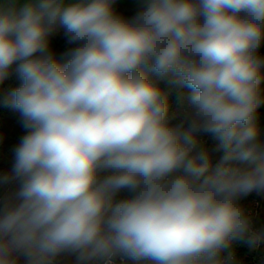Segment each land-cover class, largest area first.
Here are the masks:
<instances>
[{"label": "clouds", "instance_id": "clouds-1", "mask_svg": "<svg viewBox=\"0 0 264 264\" xmlns=\"http://www.w3.org/2000/svg\"><path fill=\"white\" fill-rule=\"evenodd\" d=\"M114 2L0 4V84L21 81L4 103L27 129L0 176L18 185L0 264H234V239L264 241L239 203L264 192V0H144L131 20ZM58 29L77 45L62 61ZM159 81L189 88L187 108L170 115ZM200 132L225 150L211 171Z\"/></svg>", "mask_w": 264, "mask_h": 264}, {"label": "crops", "instance_id": "crops-1", "mask_svg": "<svg viewBox=\"0 0 264 264\" xmlns=\"http://www.w3.org/2000/svg\"><path fill=\"white\" fill-rule=\"evenodd\" d=\"M24 2L25 0H17L19 4ZM67 2L71 3L74 0H67ZM3 3H5V0H0V4ZM143 3L144 0H115L112 7L116 15L125 19V11L138 13L142 9ZM61 33H64L63 29H58L54 34ZM6 81L0 84V88L6 84ZM26 134L27 129L23 127L20 114L8 106L0 115V176L11 173L14 164V150ZM17 187L16 182L0 183V202L7 195L14 192ZM55 264H76V258L72 255L64 254L56 259Z\"/></svg>", "mask_w": 264, "mask_h": 264}, {"label": "trees", "instance_id": "trees-1", "mask_svg": "<svg viewBox=\"0 0 264 264\" xmlns=\"http://www.w3.org/2000/svg\"><path fill=\"white\" fill-rule=\"evenodd\" d=\"M137 13L133 11H125V19L131 20L135 17ZM50 40V51L54 48L58 51V60H63L65 58L64 54L69 51L68 44L64 41V35L63 34H54L49 37ZM262 75H264V68L261 70ZM148 76L150 79H157L154 73L149 72ZM21 84L20 79L17 77L15 73L10 75V77L7 79L6 84L0 88V115L7 109L8 105L4 103L5 98L7 95L15 88H17ZM159 86L164 89L167 92V100L168 104L170 106V111L173 110L175 107L183 103L184 101L188 100V97L191 95V90L187 87H180L177 85H170L169 83L165 81H159ZM261 119V112L260 107L257 108L256 114H255V120L254 123L259 122ZM213 135V134H212ZM260 140L264 142V131L260 134ZM209 147V144H208ZM209 148H207L208 153ZM220 157L215 160V165L211 164V170H213L216 165L220 162L222 156L225 154V150L220 147L219 149ZM247 166V165H245ZM210 170V171H211ZM126 194H130L127 191H125ZM249 197H255L256 194L254 192H251L247 194ZM249 250V244L248 242L241 236L236 239H234L229 248L225 252H232L233 255H241ZM223 252V253H225ZM254 264H264V257L258 259Z\"/></svg>", "mask_w": 264, "mask_h": 264}, {"label": "built area", "instance_id": "built-area-1", "mask_svg": "<svg viewBox=\"0 0 264 264\" xmlns=\"http://www.w3.org/2000/svg\"><path fill=\"white\" fill-rule=\"evenodd\" d=\"M258 55L261 58H264V42H262L261 46L258 49ZM261 96L264 98V80L261 81L260 84ZM188 100L182 103L183 109L187 108ZM260 112L261 119L259 122L255 123L259 129L260 134L264 131V103H261ZM212 133H202L198 136H194V139L197 142V150H204L207 152L209 137ZM211 165V164H210ZM211 170V167H210ZM121 194H126V192H121ZM130 195V194H129ZM126 196V195H125ZM128 196V195H127ZM246 212L250 215L253 222V230L254 231H264V222L260 218L259 214V201L257 197H253L251 202L245 208ZM249 251L245 254L246 257L244 259L238 258L234 255V264H254L258 259L264 257V241H260L256 244L249 243ZM222 256H226L227 252L221 253ZM119 264V261H117ZM130 264V262H128Z\"/></svg>", "mask_w": 264, "mask_h": 264}, {"label": "rangeland", "instance_id": "rangeland-1", "mask_svg": "<svg viewBox=\"0 0 264 264\" xmlns=\"http://www.w3.org/2000/svg\"><path fill=\"white\" fill-rule=\"evenodd\" d=\"M61 34L64 35V41L68 44L69 50L72 49V48H75L77 46L76 44L69 43L68 42V38L65 36L64 33H61ZM51 52L54 54V57L57 59V56H58L57 49L54 48L53 50H51ZM60 61H62V60H60ZM13 67H15V65ZM180 110H183L182 103L180 105H178L177 107H175L173 110H171L170 111V115L173 112H177V111H180ZM179 122H180V118L179 117L171 120V123L172 124H177ZM202 133H204V132L197 133V134H195V136H198L199 134H202ZM208 142H209L208 155H209V159H210V164L215 165L214 164L215 163V160H217L220 157V153H219V151H220L219 150L220 149V141H219V139L215 135H211L209 137V141ZM253 192L256 194L255 197H257V199L259 201V214H260L261 220L264 222V192H260V193H257L255 191H253ZM127 195L129 196V194H121L120 193V194L117 195L116 200L119 201L121 199H125V198L128 197ZM253 197H249L247 195L246 196H243V197L240 198L239 203L245 209L248 206V204L251 202V200L253 199ZM247 252H245V253H243L241 255H236V257L241 258V259H244L246 257L245 254Z\"/></svg>", "mask_w": 264, "mask_h": 264}, {"label": "water", "instance_id": "water-1", "mask_svg": "<svg viewBox=\"0 0 264 264\" xmlns=\"http://www.w3.org/2000/svg\"><path fill=\"white\" fill-rule=\"evenodd\" d=\"M247 242L251 243L250 242V236L249 235H244L242 236Z\"/></svg>", "mask_w": 264, "mask_h": 264}]
</instances>
